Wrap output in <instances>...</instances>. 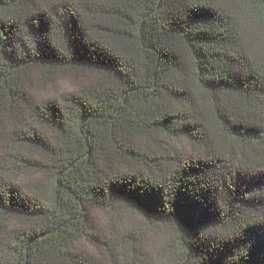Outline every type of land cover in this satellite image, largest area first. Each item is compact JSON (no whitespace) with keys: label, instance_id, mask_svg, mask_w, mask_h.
Listing matches in <instances>:
<instances>
[{"label":"trees","instance_id":"trees-1","mask_svg":"<svg viewBox=\"0 0 264 264\" xmlns=\"http://www.w3.org/2000/svg\"><path fill=\"white\" fill-rule=\"evenodd\" d=\"M0 264H264V0H0Z\"/></svg>","mask_w":264,"mask_h":264}]
</instances>
